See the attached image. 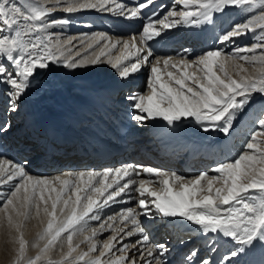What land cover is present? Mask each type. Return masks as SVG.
Returning a JSON list of instances; mask_svg holds the SVG:
<instances>
[{"label": "snow or ice", "instance_id": "snow-or-ice-1", "mask_svg": "<svg viewBox=\"0 0 264 264\" xmlns=\"http://www.w3.org/2000/svg\"><path fill=\"white\" fill-rule=\"evenodd\" d=\"M152 4L153 0L133 7L118 0H54L49 6L47 0H0V86L7 91L10 111L17 110L16 102L31 86L37 70L61 60L67 68L103 63L102 58L117 49L120 54L107 62L121 79L142 69L149 73L147 91L128 97L134 121L159 118L169 126H178L177 122L191 118L189 122L194 120L205 132L218 130L228 135L236 123L252 120L256 128L245 144L246 150L211 169L215 175L201 173L190 180L174 172L132 164L102 172L37 177L20 164L0 160V185L11 184L0 208V224L6 226L10 242L16 245L12 264H165L166 245L150 244L138 219L141 214L152 215L150 204L155 215L183 218L198 226L208 237L209 251L215 250L216 239L230 238L236 247L223 257L227 264H237L233 258L249 255L257 248L264 252V0H175L177 7L163 18L153 19L154 13L147 17L138 40L132 36L113 42L99 34L91 38L87 49L106 43L90 59L79 61L65 56V50H71L67 48L71 40L62 42L49 33L51 27L70 22L50 20L56 10L71 14L94 9L138 19ZM233 13L243 16L242 21L231 24L216 42L226 45L250 35L254 41L250 46L230 52L206 50L195 59L154 55L149 42L164 30L179 24L214 27ZM257 103L258 112L253 108ZM6 130L0 126V132ZM142 173L147 178L138 179ZM133 192L140 197L137 206L109 215L99 227L91 228L90 235L81 241L88 243V251L74 256L80 244L73 238L89 231V220L100 221L99 210L110 201L116 202L117 197L128 196V201L122 198L119 202H130ZM31 219H37L42 229L30 245L23 228ZM104 231L111 235L99 255L90 256L97 252L95 238ZM121 234L138 239L128 244L121 238L120 255L104 261ZM62 238L67 251L63 252L62 244V258L54 261L49 253ZM29 247L38 249L34 257L27 254ZM197 255L193 250L186 257L189 264H211L208 258L196 260Z\"/></svg>", "mask_w": 264, "mask_h": 264}, {"label": "bare ground", "instance_id": "bare-ground-1", "mask_svg": "<svg viewBox=\"0 0 264 264\" xmlns=\"http://www.w3.org/2000/svg\"><path fill=\"white\" fill-rule=\"evenodd\" d=\"M132 2H135L136 0H130ZM48 5L51 6L52 3H54V0H47ZM119 2V1H118ZM122 3V2H119ZM128 7H133L134 5H129L127 3H123ZM173 5L172 9L174 10V6H176L175 2L171 3ZM155 9H159V5H156ZM92 13H94L97 17L100 15H103L101 11H97L94 9H90ZM54 15H51L50 20H59V19H68L71 23H74L71 16L65 14L64 12L58 13L57 15L53 13ZM236 16H240L243 18V16L239 14H235ZM107 22H111L113 18L118 17L122 20V23H119L122 26L127 27V25H130L132 22L138 23L139 27H132L128 26L127 33L122 34L120 32H115L113 35H108V38H110L113 42H116L117 40L124 41L128 40L132 36H136L137 40L139 39V34L141 32L143 21L138 19H127L124 16H118L111 12H107L104 14V17H106ZM136 25V24H135ZM69 24H67V27ZM59 28L58 26L51 27V29ZM171 29L164 30L160 37L156 38L153 41H150L149 43L152 46V49L154 51V55L156 57H173L176 59H179L181 57L186 59H195L199 57L204 51L206 50H213L215 48L225 47L224 45H220L216 42L217 33L215 30L210 26H205L204 28L197 27L196 32L193 31L190 32V29H184V30H171L172 33L175 34L176 37H173L172 39H178L180 40L179 44L176 45H170L166 38V34ZM65 32V38L61 39L62 42H66L68 40H71V44L67 45V48L71 49L70 51L65 50V56L72 57L75 60L79 61L84 58H91L96 52L99 51L100 47L103 46L106 41H102L98 45H94L92 49H87V44L91 41V38L94 37L95 33L103 34L104 32L101 29H95L93 32H90V34L86 33L85 31H73L72 28H67L65 30H62ZM195 32V33H194ZM213 33V38L209 39V34ZM179 34V35H177ZM63 35V34H62ZM54 36V35H53ZM58 37L54 36V39ZM246 37V43L243 44V39ZM250 39L249 36H243L238 39H236L233 43H230L232 47V50H234L237 47H245L250 46L247 45V41ZM83 41L84 43H81ZM254 43V41H253ZM119 48V45H118ZM88 51H90L88 53ZM76 52H80L79 56H76ZM198 55L196 57H190L189 54L191 53H197ZM119 51L117 49H113L108 57H103L105 62L98 63V64H86L81 67L77 68H67L63 64V60H61L60 63H53L52 65H49L47 69H43L45 71H42V76L36 77L32 79L33 82H31V86L29 89L17 100L16 106H17V114L20 113L21 107L22 111L26 112L28 114H31L36 120H42L46 117V115L49 113V110L57 111L58 113H62L63 111H74L78 109V105L74 102H71L70 100L77 99L81 103H90L95 102L99 99L98 105L101 110H105V106L101 105V98L107 94L110 91H117L121 87H123L124 80H135L139 79L141 77V74L143 72V76L146 77L149 75L148 71L145 69H142L140 72L134 74L133 76H130L128 79H121L116 72L115 69L111 67V64L107 62V60L110 57H114L116 55H119ZM41 70V69H40ZM146 74L144 75V73ZM143 79V77H142ZM145 80V79H144ZM35 83H37L35 85ZM147 83L142 82V91L140 93H144L147 91ZM129 91L132 90L128 89ZM3 91V97L0 95V109L4 113L8 110V95L6 94V89L3 86H0V93ZM110 95V94H109ZM22 102V105H20ZM259 104V103H258ZM258 109V106L256 107ZM21 119L17 120L16 122H19ZM191 118L188 120H182L181 122H177L178 126H169L167 123L159 118L156 120H145L143 123L139 124L140 128H145L143 134L149 136H153V134L158 133L160 129L162 128H169L172 132L174 137H177L176 130L181 127V129H186V134L188 136H192L194 138L196 137H206L208 134L212 132V130H209L208 132L203 131L200 125L196 124L193 121L189 122ZM248 123L249 125H253L252 120L244 121ZM244 122L236 123L233 127V129H237L241 133L247 132V128H240V125ZM16 129H21V124L16 123ZM153 133V134H151ZM11 146V147H9ZM6 148H9V151L11 152L14 150V147L11 145V143L8 144ZM67 172L57 171L55 175L48 176L47 178H52L57 175H64ZM215 175V173L210 174ZM145 178V176H144ZM195 178V177H194ZM156 179V178H152ZM3 189L0 188V191ZM158 190V189H157ZM0 196L1 193H0ZM133 199L130 200V202L127 203H120L119 201L123 198L124 200L128 201L129 197H117L116 202H109L108 205L104 206L102 209L99 210V215L101 217L100 221H94L89 220L88 228L89 231H85L83 235H77L75 236L74 243L80 244L79 249L77 250V253H74L73 255H77L78 253L87 252L89 245L88 243H81L83 240V236L90 235V229L93 227H99V224L103 222L109 215H116L119 213L122 209H125L127 207H136L137 201L140 198L138 193L133 192L132 193ZM150 200V198H147ZM3 204H0V208H2ZM150 208H154L150 204ZM138 212L142 211L137 209ZM158 216V215H157ZM155 214H152L151 218L149 220H145L144 215H139L138 219L141 222L142 227L145 229V234L148 236L150 235L151 231L158 230V229H164L163 226L160 225V223L170 222L174 218H161L160 221L155 222V219L157 218ZM43 218V217H41ZM2 213H0V220H2ZM167 219V221H166ZM32 220V219H31ZM29 220L28 222H30ZM36 221L32 224L26 223L25 227L23 228L24 237L27 241H29L30 245L37 240V234L41 231L42 225L39 223L37 219H34ZM131 225H128V228H130ZM127 230V229H126ZM109 231H104L102 234H98L95 238L97 242V252L91 253L90 256L95 257L99 255V251L103 247V242L110 236ZM14 235V233H13ZM66 235V234H65ZM123 239V243H127V240L130 239L131 242H128V244H131L133 241L137 240V236L133 237H122L118 236V240L116 242V248L113 249L111 253L104 256L102 259L104 261L109 260L110 258H114L115 256L120 255V253L117 251V249L121 246L120 240ZM152 239V236H150ZM63 246V252L67 251L66 243L64 242V239L62 238L60 242H58L56 248L49 253L51 259L54 261H59L62 258V252H61V245ZM15 248L16 245L10 242L8 229L6 226L0 224V264H12L13 260L15 259ZM167 250H171V247H166ZM38 249L29 247L28 249V255L29 256H35L37 254ZM87 259V258H86Z\"/></svg>", "mask_w": 264, "mask_h": 264}, {"label": "rangeland", "instance_id": "rangeland-1", "mask_svg": "<svg viewBox=\"0 0 264 264\" xmlns=\"http://www.w3.org/2000/svg\"><path fill=\"white\" fill-rule=\"evenodd\" d=\"M50 18H51V16H50ZM49 33L52 34V35H54V36H57V35H58V37L61 36V37H64V38H65V35H64V34L62 35V30H60V31H59V34H58V32H56L55 29H51V30H49ZM54 36H53V37H54ZM58 37H57V38H58ZM64 38H62V39H64ZM250 39H251V38H250ZM250 39H248V41H250ZM251 41H252V42H251V44H252V43H253V40H251ZM89 52H90V51H88V53H89ZM89 54H90V53H89ZM145 74H146V72L144 73V75H145ZM133 77H134V76H133ZM142 77H143V79H144L143 72H142L141 77H140L139 79H141ZM147 77H148V76H146V79H145V80H146V83H147ZM2 92H3V91H1L0 95H2L3 97H5V96L3 95ZM6 94H7V92H6ZM8 100H9V98H8ZM257 104H258V103H257ZM33 222L35 223L36 221H34V219H32V220H31L30 222H28V223L32 224ZM26 223H27V222H26Z\"/></svg>", "mask_w": 264, "mask_h": 264}]
</instances>
